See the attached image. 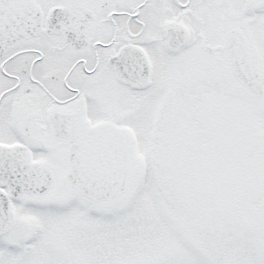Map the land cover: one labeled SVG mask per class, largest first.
Returning a JSON list of instances; mask_svg holds the SVG:
<instances>
[{"label":"snow or ice","instance_id":"1","mask_svg":"<svg viewBox=\"0 0 264 264\" xmlns=\"http://www.w3.org/2000/svg\"><path fill=\"white\" fill-rule=\"evenodd\" d=\"M0 264H264V0H0Z\"/></svg>","mask_w":264,"mask_h":264}]
</instances>
